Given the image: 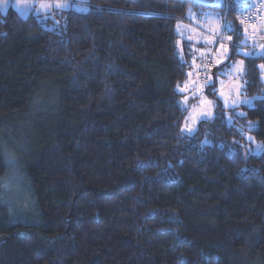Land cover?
I'll return each instance as SVG.
<instances>
[{"label": "trees", "instance_id": "trees-1", "mask_svg": "<svg viewBox=\"0 0 264 264\" xmlns=\"http://www.w3.org/2000/svg\"><path fill=\"white\" fill-rule=\"evenodd\" d=\"M83 2L0 11V264H264V55L244 56L261 97L193 134L178 91L189 8L236 46L253 0Z\"/></svg>", "mask_w": 264, "mask_h": 264}, {"label": "rangeland", "instance_id": "rangeland-1", "mask_svg": "<svg viewBox=\"0 0 264 264\" xmlns=\"http://www.w3.org/2000/svg\"><path fill=\"white\" fill-rule=\"evenodd\" d=\"M83 1L86 0H0V10L5 12L10 7L18 8V12L26 17L31 12L45 14L58 8L75 7L85 10L88 6ZM218 2L222 3L223 0H218ZM58 5L66 6L58 7ZM226 7H229L228 0H226ZM189 9L186 15L189 20L179 21L177 24L178 49L181 52L187 50L191 53L194 67L191 69L192 72L188 80L179 85L178 91L182 93V105L188 109L183 130L187 134H193L202 119L215 115L217 101L221 102L225 108H235L242 104L253 105L255 99L261 97L246 94L244 53L249 52L256 55L264 52V48L261 47L264 45V20L258 28L259 32L261 29V33L257 39L249 38L250 33L244 29V36L239 40V44L232 46V41L228 39L231 37L233 40L232 35L228 32L231 27H226L230 25L226 15L212 9L198 10L193 6ZM186 44L189 46L185 47ZM207 56L214 57V65L218 72L210 81L213 84H218L217 87L212 88V91H215V96L208 93L206 83H202L194 72L198 61ZM227 62L230 64L227 65ZM241 62L243 63L241 64ZM240 67H243V73L234 70ZM262 71L261 79L264 82V70ZM189 128L192 130L191 133L188 131Z\"/></svg>", "mask_w": 264, "mask_h": 264}, {"label": "built area", "instance_id": "built-area-1", "mask_svg": "<svg viewBox=\"0 0 264 264\" xmlns=\"http://www.w3.org/2000/svg\"><path fill=\"white\" fill-rule=\"evenodd\" d=\"M251 4L254 6L247 7L240 14V24L247 29L260 24L264 19V0H253ZM200 67V70H198L200 81L208 82L214 68V59L209 57L202 62Z\"/></svg>", "mask_w": 264, "mask_h": 264}, {"label": "snow or ice", "instance_id": "snow-or-ice-1", "mask_svg": "<svg viewBox=\"0 0 264 264\" xmlns=\"http://www.w3.org/2000/svg\"><path fill=\"white\" fill-rule=\"evenodd\" d=\"M59 6H66V5H58V7ZM254 5H252V4H247V7H253ZM241 23H243V21H241ZM227 28H230L231 26L230 25H227L226 26ZM228 39H231V37H228ZM223 47V46H222ZM262 48H264V45H262L261 46ZM244 55L245 56H254L255 55V53H249V52H245L244 53ZM261 55H264V52H262L261 53ZM243 62H241V64H242ZM262 70H264V64H262V65H260L259 66ZM235 71H239L240 73H243V71H244V69H243V67H240L239 69H234ZM179 87V86H178ZM181 91H183V89H180ZM185 99H187V98H185ZM209 104L211 103L210 101L208 102ZM241 115H243L242 113H241ZM188 131H189V133H191V129L189 128L188 129Z\"/></svg>", "mask_w": 264, "mask_h": 264}, {"label": "crops", "instance_id": "crops-1", "mask_svg": "<svg viewBox=\"0 0 264 264\" xmlns=\"http://www.w3.org/2000/svg\"><path fill=\"white\" fill-rule=\"evenodd\" d=\"M11 8V7H10ZM13 8V7H12ZM15 9V8H14ZM16 10L18 11V8H16ZM190 10V9H189ZM192 11H193V9H191ZM0 11H2V10H0ZM3 12V11H2ZM189 12V11H188ZM189 20V19H188ZM188 20H182V21H188ZM264 20V19H263ZM263 24V22L262 23H260V24H258V25H256V26H254V27H252V28H249V29H247L248 30V32L250 33L249 34V38H251V39H257L259 36H260V33H261V29H260V32H259V26H261ZM255 32V33H254ZM233 38V37H232ZM231 41H232V39H230ZM213 57V56H212ZM213 59H214V57H213ZM215 61V60H214ZM198 63H199V61H198Z\"/></svg>", "mask_w": 264, "mask_h": 264}, {"label": "water", "instance_id": "water-1", "mask_svg": "<svg viewBox=\"0 0 264 264\" xmlns=\"http://www.w3.org/2000/svg\"><path fill=\"white\" fill-rule=\"evenodd\" d=\"M203 7H214L218 0H190Z\"/></svg>", "mask_w": 264, "mask_h": 264}]
</instances>
